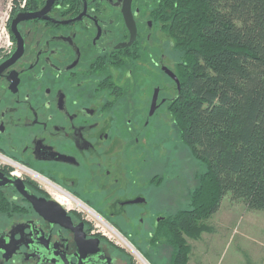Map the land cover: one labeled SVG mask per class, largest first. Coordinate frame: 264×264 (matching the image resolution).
<instances>
[{"label": "flooded vegetation", "instance_id": "af4514ba", "mask_svg": "<svg viewBox=\"0 0 264 264\" xmlns=\"http://www.w3.org/2000/svg\"><path fill=\"white\" fill-rule=\"evenodd\" d=\"M8 1L0 264H135L126 248L161 244L176 212L158 193L171 176L149 154L181 88L169 5Z\"/></svg>", "mask_w": 264, "mask_h": 264}, {"label": "trees", "instance_id": "16d2710c", "mask_svg": "<svg viewBox=\"0 0 264 264\" xmlns=\"http://www.w3.org/2000/svg\"><path fill=\"white\" fill-rule=\"evenodd\" d=\"M166 2L181 85L168 107L204 170L188 208L159 229L172 248L169 264H187L186 238L212 230L203 220L227 193L264 207V0Z\"/></svg>", "mask_w": 264, "mask_h": 264}, {"label": "rangeland", "instance_id": "374dc122", "mask_svg": "<svg viewBox=\"0 0 264 264\" xmlns=\"http://www.w3.org/2000/svg\"><path fill=\"white\" fill-rule=\"evenodd\" d=\"M3 43L0 40V50ZM164 120L166 124L152 143L158 147L160 140L163 141L165 150L160 153L157 147L151 148L149 154L154 163L151 160L149 163L171 176L165 177L164 188L158 193L163 202L171 205L170 210L177 211L188 208L190 191L198 184L204 164L183 144L172 118L166 116ZM174 173L177 177H173ZM203 222L212 230L203 232L196 240L186 238L191 246L187 264H264V207L251 208L227 193L217 211ZM126 249L136 264L135 252L130 246ZM171 251L163 239L156 247L145 246V255H141L148 264H169Z\"/></svg>", "mask_w": 264, "mask_h": 264}, {"label": "built area", "instance_id": "2783aa9c", "mask_svg": "<svg viewBox=\"0 0 264 264\" xmlns=\"http://www.w3.org/2000/svg\"><path fill=\"white\" fill-rule=\"evenodd\" d=\"M10 2H11V0L8 1L7 6H10ZM6 17H7V15L5 13L0 15V32L2 33V35H0V39L4 35L5 39H6V43H8L9 41H8L7 36L5 34ZM135 258H136V264H148L147 261L142 256H140L137 252H135Z\"/></svg>", "mask_w": 264, "mask_h": 264}, {"label": "water", "instance_id": "95a60500", "mask_svg": "<svg viewBox=\"0 0 264 264\" xmlns=\"http://www.w3.org/2000/svg\"><path fill=\"white\" fill-rule=\"evenodd\" d=\"M176 81H178V80L176 79Z\"/></svg>", "mask_w": 264, "mask_h": 264}]
</instances>
